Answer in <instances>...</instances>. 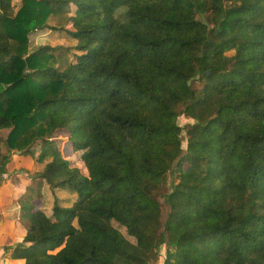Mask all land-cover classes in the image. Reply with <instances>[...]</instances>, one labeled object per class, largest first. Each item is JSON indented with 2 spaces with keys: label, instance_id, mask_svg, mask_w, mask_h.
I'll return each mask as SVG.
<instances>
[{
  "label": "trees",
  "instance_id": "16d2710c",
  "mask_svg": "<svg viewBox=\"0 0 264 264\" xmlns=\"http://www.w3.org/2000/svg\"><path fill=\"white\" fill-rule=\"evenodd\" d=\"M13 1L0 0V174L40 141L37 177L75 196L51 193L55 226L15 197L25 230L3 264H149L162 244L161 264H264V0ZM71 3L79 25L59 28L75 44L30 50Z\"/></svg>",
  "mask_w": 264,
  "mask_h": 264
},
{
  "label": "rangeland",
  "instance_id": "374dc122",
  "mask_svg": "<svg viewBox=\"0 0 264 264\" xmlns=\"http://www.w3.org/2000/svg\"><path fill=\"white\" fill-rule=\"evenodd\" d=\"M218 1L223 2V0H199V7L202 11H209L210 7L217 4ZM14 9L17 8L20 0H14ZM75 5L70 4L67 10V13H53L48 17L46 25L37 27L33 31L31 30L28 34V48L31 50L36 49L39 44H50L54 45H62L68 46L73 45L76 42V39L71 37L64 36V32L60 25L64 26L66 16L68 15L66 26L71 29H75L78 27L80 19L79 16L75 13ZM60 49V48H58ZM196 82V81H195ZM197 83V82H196ZM195 83V84H196ZM193 121V118L185 117L182 114H179L177 117V122L182 127L185 128L187 124ZM2 137H5V133L7 130L0 131ZM182 148L185 149L186 146V132L182 130ZM59 136L63 135L59 133ZM60 145L62 148V152L76 165H82V162L79 158L78 152H73L69 144L65 141H60ZM33 150L32 154H21L19 152H14L11 156L9 164H7L8 172L5 174H0V182L4 183V186L0 187V264H3V245H7L9 243H15L22 240V236L24 234V225L19 221V218L15 216V214H10V209L8 207L10 204L14 207L13 203L17 199L15 197H23L25 194H30L33 198L32 202L34 204V209L38 212L43 224L55 226L56 221L53 219H48L51 214L52 209V201L53 197L51 193L56 194L59 198V202L62 205H70L71 201L74 198V194H69L65 190H61L59 187L51 188L42 183L37 177L38 172H40L42 168V162H38L36 160V156L40 151V141L35 142L33 146H31ZM41 182V183H40ZM40 183V184H39ZM13 197L12 201L11 198ZM14 200V201H13ZM10 201V202H9ZM168 206L163 203V206L160 209V215L162 218L165 217ZM14 212V211H13ZM12 217V218H11ZM5 219L8 222H5ZM11 219V220H9ZM12 231V233L10 232ZM10 233L11 239L9 241H5L2 237L6 236ZM164 249L165 245L162 244L159 255L156 261L149 264H161L164 257ZM9 264H22V261H14L9 262Z\"/></svg>",
  "mask_w": 264,
  "mask_h": 264
},
{
  "label": "water",
  "instance_id": "95a60500",
  "mask_svg": "<svg viewBox=\"0 0 264 264\" xmlns=\"http://www.w3.org/2000/svg\"><path fill=\"white\" fill-rule=\"evenodd\" d=\"M210 71L209 70H206V74L209 73Z\"/></svg>",
  "mask_w": 264,
  "mask_h": 264
}]
</instances>
